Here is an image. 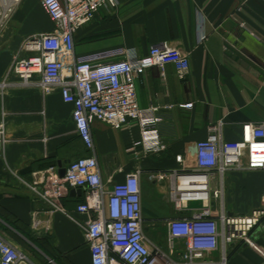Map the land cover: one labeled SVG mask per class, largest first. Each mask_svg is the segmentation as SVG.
<instances>
[{"label": "crops", "instance_id": "obj_1", "mask_svg": "<svg viewBox=\"0 0 264 264\" xmlns=\"http://www.w3.org/2000/svg\"><path fill=\"white\" fill-rule=\"evenodd\" d=\"M53 28L38 0H18L8 27L0 32V124L7 136L0 152V235L27 258L25 264H91L83 230L91 216L76 211L83 193L69 190L61 199L63 212L51 213L30 188L43 189L38 181L47 183L50 167L59 176L71 162L94 157L106 190L140 170L145 236L170 252L166 222L203 208L190 202L179 210L170 200V176L180 168L175 157L181 155L183 167L191 170L195 146L209 137L210 126L222 122L220 138L230 142L239 139L242 124L264 122V0H118L114 11L100 10L75 34L76 62L118 60L126 49L144 56L152 46L187 55L185 80L172 65L164 67V74L152 68L136 80L138 105L157 108L160 119L155 128L166 150L156 155L136 145L140 128L135 121L121 130L92 122L94 148L89 151L76 134L72 106L60 92L43 94L36 86H23L10 72L24 40ZM182 104L192 108H179ZM210 186L212 218L246 216L261 205L264 172L215 174ZM250 239L253 246L242 240L224 245L220 239L217 250L194 264H264V227L256 228ZM173 242L171 256L178 260L185 241Z\"/></svg>", "mask_w": 264, "mask_h": 264}, {"label": "built area", "instance_id": "obj_2", "mask_svg": "<svg viewBox=\"0 0 264 264\" xmlns=\"http://www.w3.org/2000/svg\"><path fill=\"white\" fill-rule=\"evenodd\" d=\"M54 28L25 39L19 54L14 56L10 72L23 86H36L43 94L60 92L64 103L72 106L71 118L77 136L90 151L93 150L90 125L102 122L113 130H121L129 121L137 122L140 142L147 154L166 150L155 128L160 119L157 108L143 109L136 98V80L152 68L164 74V67L172 65L177 77L185 80L189 62L187 55L176 48L152 46L139 56L134 49H126L118 60L76 62L74 36L89 24L102 9L114 11L118 0H38ZM18 0H0V32L4 31L15 12ZM205 39L200 34L199 41ZM20 53L27 54L22 57ZM5 84L2 83V86ZM191 109L192 104L178 106ZM223 124L209 128L210 135L196 144L194 167L186 170L181 155L175 157L180 166L170 176V200L175 208L186 210L188 203L199 202L203 208L190 217L166 222L170 252L154 246L146 238L142 211L140 170L126 176L121 183L106 190L94 157L78 159L65 169L63 178L56 167L45 171L43 189L31 187L35 195L46 203L51 213L63 212L61 199L69 190L80 189L84 200L76 208L91 216L84 226L91 264H194L204 254L224 245L242 240L253 246L250 236L264 227V192L261 205L246 216L211 217L208 203L211 180L231 170L264 172V122L241 125L238 140L224 142L220 138ZM7 143L3 124H0V152ZM149 176V180H154ZM162 179V176H160ZM37 184V185H38ZM218 191L213 197L218 198ZM38 222L34 219L33 224ZM221 225L222 231L219 226ZM185 241V251L173 259L174 240ZM27 258L0 235V264H25Z\"/></svg>", "mask_w": 264, "mask_h": 264}, {"label": "water", "instance_id": "obj_3", "mask_svg": "<svg viewBox=\"0 0 264 264\" xmlns=\"http://www.w3.org/2000/svg\"><path fill=\"white\" fill-rule=\"evenodd\" d=\"M195 150H196V147H195ZM64 173H65V169H61V170H59V177H60V178H63ZM73 192H76L77 194H81V190H80V189L73 190L72 193H73Z\"/></svg>", "mask_w": 264, "mask_h": 264}, {"label": "rangeland", "instance_id": "obj_4", "mask_svg": "<svg viewBox=\"0 0 264 264\" xmlns=\"http://www.w3.org/2000/svg\"><path fill=\"white\" fill-rule=\"evenodd\" d=\"M23 242L24 243H27V244H30L27 239L26 240H23ZM24 245H26V244H24Z\"/></svg>", "mask_w": 264, "mask_h": 264}, {"label": "trees", "instance_id": "obj_5", "mask_svg": "<svg viewBox=\"0 0 264 264\" xmlns=\"http://www.w3.org/2000/svg\"><path fill=\"white\" fill-rule=\"evenodd\" d=\"M5 223H7L8 225L12 226V224L10 222H8L7 220H5Z\"/></svg>", "mask_w": 264, "mask_h": 264}]
</instances>
